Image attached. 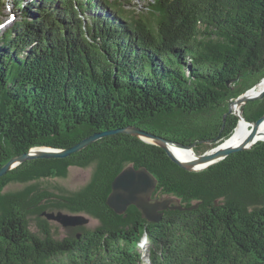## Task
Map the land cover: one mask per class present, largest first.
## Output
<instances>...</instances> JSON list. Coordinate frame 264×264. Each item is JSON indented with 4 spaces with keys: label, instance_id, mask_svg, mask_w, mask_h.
Instances as JSON below:
<instances>
[{
    "label": "trees",
    "instance_id": "obj_1",
    "mask_svg": "<svg viewBox=\"0 0 264 264\" xmlns=\"http://www.w3.org/2000/svg\"><path fill=\"white\" fill-rule=\"evenodd\" d=\"M11 1L15 21L0 35V168L37 147L73 148L127 126L196 144L201 155L231 137L239 118L230 105L264 79V0H150L142 13L119 0ZM242 108L256 122L264 99ZM167 154L114 134L12 169L0 177V264H145L144 239L150 264H264V142L200 172ZM91 166L74 193L6 191ZM126 167L148 171L155 197L185 210L168 209L159 223L137 206L117 214L108 198ZM44 211L99 225L59 240Z\"/></svg>",
    "mask_w": 264,
    "mask_h": 264
},
{
    "label": "water",
    "instance_id": "obj_2",
    "mask_svg": "<svg viewBox=\"0 0 264 264\" xmlns=\"http://www.w3.org/2000/svg\"><path fill=\"white\" fill-rule=\"evenodd\" d=\"M14 20V16L12 14L11 18L7 21L10 22ZM4 26V25H3ZM2 26V27H3ZM1 27V28H2ZM264 80V79H263ZM245 94H242L239 96L232 105H230V111L229 114H235L233 112V106L234 104H242L245 106L246 104L253 102V101H260L264 99V90L256 96L250 97V98H244ZM244 110L242 108L241 114H235L238 118H242L245 123L252 125L251 131L249 136L244 142L239 143L236 146H225V143L227 141H230L234 135V132L236 128L233 131V134L229 139H226L222 143L218 144L219 140L216 139L215 141L210 142V144H218L216 147H213L203 154H199L198 161L196 162H185L180 159H178L170 150L169 146H174L177 148H182L186 150H194L196 147V144L186 146L184 144L180 143H173L171 140L158 137V135L147 133L144 130L136 127H130L127 126L122 129L118 130H111L104 133H95L91 137H86L83 139L80 143H78L73 148L68 149H58V148H52V147H37L34 149L29 150L27 153H24L18 157L12 158L9 163L4 165L2 168H0V177L6 176L12 169H16L18 166H20L23 163H26L28 161L38 160V159H44V160H50V159H65L69 157L70 155L76 154L85 148H88L92 144H94L99 139H103L105 137L111 136V135H118V134H129V136H133L135 138H141L144 142L157 145V147L163 149L166 151L168 156L171 158V160L181 166L185 171H203L212 165L218 164L220 161L224 160L225 158L237 153V152H244L247 150H250L253 148V146L258 144L259 142L264 141H258V133L259 128L264 121V116L259 119L256 122H248L243 117ZM238 126V125H237ZM198 166H206L202 169H199ZM156 178L151 175L148 171L143 169H135L133 167H126L116 178V180L112 183V194L109 195L108 198V205L115 211L117 214H123L126 212L127 209L131 206H137L140 208L141 212L143 213L144 217L152 223H159L162 221L164 214L158 213L156 217H152L149 215H146V213H154L156 212V206L155 204H149L146 201V196L151 195L152 192L156 189L157 183ZM197 205L189 208L188 210H193L196 208ZM164 210H183L184 207L181 206H171L170 203L166 204L163 207ZM185 210V209H184ZM45 216L48 220L54 221L59 223L61 226L65 228H77L82 227L86 224H88L89 220L84 218L83 216L78 215H69L64 214L63 212L58 213H46L44 212L42 214ZM80 238V236H78Z\"/></svg>",
    "mask_w": 264,
    "mask_h": 264
},
{
    "label": "rangeland",
    "instance_id": "obj_3",
    "mask_svg": "<svg viewBox=\"0 0 264 264\" xmlns=\"http://www.w3.org/2000/svg\"><path fill=\"white\" fill-rule=\"evenodd\" d=\"M120 3L122 4H126V10L128 11H133V12H137V13H142L148 10L149 8V2L150 0H127L124 2V0H119ZM13 4L11 0H7L6 2V7H4V16H3V21L2 23H4V26L0 29V35H2L4 32H6L13 24V22L15 21V17L14 20L7 22L11 16L12 13H14L13 11ZM93 171H94V167H88V168H77V167H70L69 171H68V175L66 177H57V176H49V177H45V178H40L36 181L33 182H28L25 184H15L12 183L8 186V188L6 189V191H19L23 188H25L27 185H33V184H38L41 188L48 190V191H52L55 192L57 194H60L62 192H66V193H74L79 191L81 188H83L84 186H86L90 179H92L93 176ZM161 200H170L171 204H176V200L173 197L170 196H162L160 197ZM46 213H58V212H63L64 214H69V215H78V216H83L84 218L88 219L89 222L88 224L82 226V227H86L88 229H94L96 226L99 225V221L95 218H93L92 216L89 215H80V214H71L68 212H64V211H44ZM43 212V213H44ZM42 219H45L49 222V224L52 226V231L54 232V235L57 239L62 240L66 237H68L69 235H71L72 233H74V229L77 228H65L63 226H61L59 223L54 222V221H50L48 220L45 216L42 215ZM38 223L37 220H32L31 223V229L33 232L37 233L38 232ZM143 244V243H142ZM140 244L139 246V251L141 252V254H143L144 257L148 258L149 255V246L147 244V241L145 239V245Z\"/></svg>",
    "mask_w": 264,
    "mask_h": 264
},
{
    "label": "bare ground",
    "instance_id": "obj_4",
    "mask_svg": "<svg viewBox=\"0 0 264 264\" xmlns=\"http://www.w3.org/2000/svg\"><path fill=\"white\" fill-rule=\"evenodd\" d=\"M264 90V80H262L259 84L254 86L252 89H250L247 94L245 95L244 98H250L256 95H259L262 91ZM243 105L240 104H234L233 112L235 111V114H241ZM252 125H249L245 123V121L242 118H239L238 126L234 132V135L230 141H227L225 143V146H236L241 142H244L247 137L250 134ZM258 141H264V121L262 122L260 128H259V133H258ZM171 152L180 160L185 161V162H196L198 161V153L195 150H186L182 148H177L174 146H169ZM199 169H202L206 166H198ZM145 245V242L142 244Z\"/></svg>",
    "mask_w": 264,
    "mask_h": 264
},
{
    "label": "flooded vegetation",
    "instance_id": "obj_5",
    "mask_svg": "<svg viewBox=\"0 0 264 264\" xmlns=\"http://www.w3.org/2000/svg\"><path fill=\"white\" fill-rule=\"evenodd\" d=\"M155 190L152 192L151 195L146 196V201L149 204H155L156 206V212L154 211V213H146V215L152 216V217H156L158 215V213H163L166 211L163 209V207L170 203L171 206H173L174 204H171L170 200H161L160 198H156L154 195ZM168 210V209H167Z\"/></svg>",
    "mask_w": 264,
    "mask_h": 264
},
{
    "label": "built area",
    "instance_id": "obj_6",
    "mask_svg": "<svg viewBox=\"0 0 264 264\" xmlns=\"http://www.w3.org/2000/svg\"><path fill=\"white\" fill-rule=\"evenodd\" d=\"M144 242H145V239L143 240L142 243H144ZM142 243H141V244H142ZM142 258H143L145 264H150L149 258L144 257L143 254H142Z\"/></svg>",
    "mask_w": 264,
    "mask_h": 264
}]
</instances>
